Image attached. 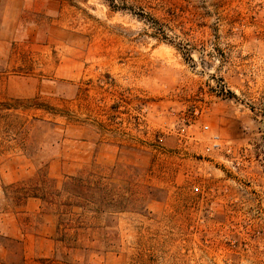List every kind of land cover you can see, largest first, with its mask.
<instances>
[{
	"label": "rangeland",
	"instance_id": "1",
	"mask_svg": "<svg viewBox=\"0 0 264 264\" xmlns=\"http://www.w3.org/2000/svg\"><path fill=\"white\" fill-rule=\"evenodd\" d=\"M109 4L0 0V264H264V0Z\"/></svg>",
	"mask_w": 264,
	"mask_h": 264
},
{
	"label": "trees",
	"instance_id": "2",
	"mask_svg": "<svg viewBox=\"0 0 264 264\" xmlns=\"http://www.w3.org/2000/svg\"><path fill=\"white\" fill-rule=\"evenodd\" d=\"M112 8L115 7V5L113 4V0H110V4H109ZM79 177L78 176H73V177H70V180L65 182V187L64 188H68V186H71V187H76L79 185Z\"/></svg>",
	"mask_w": 264,
	"mask_h": 264
},
{
	"label": "built area",
	"instance_id": "3",
	"mask_svg": "<svg viewBox=\"0 0 264 264\" xmlns=\"http://www.w3.org/2000/svg\"><path fill=\"white\" fill-rule=\"evenodd\" d=\"M222 146V141L217 134L211 135V147L214 149H219Z\"/></svg>",
	"mask_w": 264,
	"mask_h": 264
}]
</instances>
